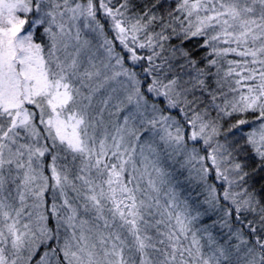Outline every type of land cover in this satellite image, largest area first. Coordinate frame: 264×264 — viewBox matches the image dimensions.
<instances>
[{"label": "snow or ice", "instance_id": "obj_1", "mask_svg": "<svg viewBox=\"0 0 264 264\" xmlns=\"http://www.w3.org/2000/svg\"><path fill=\"white\" fill-rule=\"evenodd\" d=\"M0 264H264V0H0Z\"/></svg>", "mask_w": 264, "mask_h": 264}]
</instances>
